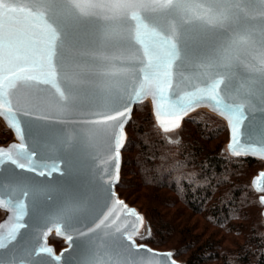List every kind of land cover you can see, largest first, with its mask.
I'll use <instances>...</instances> for the list:
<instances>
[{
    "label": "snow or ice",
    "instance_id": "1",
    "mask_svg": "<svg viewBox=\"0 0 264 264\" xmlns=\"http://www.w3.org/2000/svg\"><path fill=\"white\" fill-rule=\"evenodd\" d=\"M241 3L259 9L258 17L264 20V0H89V10L84 0H16L14 3L0 0V116L19 133L22 141L8 150L0 149V164L10 162L33 173L39 167H46L33 163L34 153L23 143L24 131L18 118L32 115L20 93L41 86L54 90L53 107L59 110H103L102 119L85 123L114 122L110 135L114 172L110 184L118 179L119 149L125 139L123 125L130 118V106L147 96L155 102L164 131L178 128L188 112L207 104L229 120L232 132L229 150L233 155L264 157V149L258 151L239 139L246 108L251 107L255 95L232 102L228 95L234 75L231 65L215 55L210 41L192 38L197 25L203 23L211 28L212 17H223L233 8H240ZM118 25L127 26V31L120 39L111 41V47L104 46L99 37L89 32V29L114 31ZM149 35L158 37V42L147 43L145 37ZM85 47L92 51H81ZM254 50L256 62L246 67L264 77V34L254 42ZM113 51L115 55L111 54ZM84 61L106 69L92 74L100 83L84 86L74 79V65ZM184 69L193 73L190 80L184 76ZM110 80H121L123 92L109 85ZM260 101L264 103V91L260 93ZM54 171H58L56 166L38 174L51 176ZM261 181L264 172L255 182L257 190L264 191ZM109 198L142 226L143 217L135 209L128 208L114 192L109 191ZM260 200L264 203V196ZM0 207L12 211L16 221L6 234L4 226H0V250H7L17 240L20 229L26 227L20 222L26 215V205L22 200L13 203L0 198ZM107 220L108 215H103L93 226L78 233V239L83 238L78 245L83 252L95 254L99 241L94 243L93 236ZM67 239L71 242L73 237ZM121 241L134 252L164 257L163 264H177L171 259V252L159 253L146 245H137L131 235L122 234ZM103 251L119 255L115 244L109 245L107 241ZM39 252L60 260L50 248L41 247ZM0 264L6 262L0 259Z\"/></svg>",
    "mask_w": 264,
    "mask_h": 264
},
{
    "label": "water",
    "instance_id": "2",
    "mask_svg": "<svg viewBox=\"0 0 264 264\" xmlns=\"http://www.w3.org/2000/svg\"><path fill=\"white\" fill-rule=\"evenodd\" d=\"M9 2L14 3L16 0H9ZM88 2L89 0H84L86 10H89ZM258 11L259 9H253L241 3L240 8H233L223 17H212L213 27L209 28L203 23L197 25V31L192 38L194 41H210L215 55L231 65L234 75L228 95L232 102H241L249 94L255 95L251 107L246 108V119L241 125L239 139L241 143L259 151L264 149V103L260 101V93L264 91V77L246 67L256 62L254 42L264 34V20L258 17ZM176 19L178 20L179 17L177 16ZM126 31L125 25L116 26L114 31L101 32L98 29H89V32L94 37H99L106 47H111V41L123 37ZM145 40L152 44L158 42V37L149 35L145 37ZM81 51L90 52L92 49L85 47ZM111 54L116 53L113 51ZM100 71H106V69L87 61L77 62L73 68V77L78 83L91 86L100 83L92 75ZM183 71L184 76L190 80L193 76L191 70ZM107 83L123 92L121 80H110ZM20 97L26 110L32 112L31 116L18 117L24 131L23 143L27 145L30 152L34 153L33 163L46 167H39L37 172L33 173L18 169L10 162L0 164V198L6 202L11 200L13 203L22 200L26 205V215L23 221H20L26 227L20 229L17 240L9 246V249L0 250V259H3L6 264H109L112 260H115L116 264H163L165 258L162 256L130 250L121 241L122 234H127L133 237L137 245H146L159 253L171 252V259L177 264H185L176 258L173 249L157 248L137 239L148 222L147 217L137 206L121 197L117 191V184L121 177L123 149L128 138L127 125L133 116L135 105L149 102L156 124L163 130L156 115L153 98L147 96L142 101L131 104L130 118L123 125L125 139L119 149L118 179L110 184L114 172L110 151V135L114 122H109L107 125L85 123L102 119L103 110H59L53 107L55 93L50 86L22 91ZM199 110L215 114L226 122L229 139L225 150L233 155L229 150L232 139L229 120L209 105L204 104L188 112L180 121V126L185 118ZM44 116L49 119H41ZM0 120L13 132V139L0 145V149L8 150L12 145L21 143L19 133L9 126L4 117L0 116ZM238 156H252L264 162V157L260 155ZM52 166H56L58 171H54L51 176L38 174L39 171L47 173ZM262 172H264V165L251 179L254 189L259 193V200L261 196H264V191L257 190L255 182ZM261 185L264 187V181H261ZM109 191L114 192L116 198L123 201L128 208L135 209L143 217L142 226L117 207L114 201L110 202ZM21 192L24 194L21 195ZM261 204L264 221V203ZM0 209L3 214L7 212L0 221V226H4L6 234L8 228L16 221L13 219L12 211L5 207ZM103 215H108V220L93 236L94 243L97 239L99 241L95 254L83 252L78 246L83 238L78 239V233L93 226V222H98V218H103ZM52 235L63 239L65 243L59 250L50 242ZM68 236L73 237L71 242L67 239ZM105 241L109 245L115 244L119 249V255L114 256L111 252H104ZM41 247L50 248L54 256L60 257V260L56 261L47 254L40 253Z\"/></svg>",
    "mask_w": 264,
    "mask_h": 264
},
{
    "label": "trees",
    "instance_id": "3",
    "mask_svg": "<svg viewBox=\"0 0 264 264\" xmlns=\"http://www.w3.org/2000/svg\"><path fill=\"white\" fill-rule=\"evenodd\" d=\"M127 132L117 191L146 215L149 244L173 249L185 264H264L263 205L251 182L264 162L224 151L222 118L199 110L173 141L143 102ZM51 241L63 245L55 235Z\"/></svg>",
    "mask_w": 264,
    "mask_h": 264
},
{
    "label": "rangeland",
    "instance_id": "4",
    "mask_svg": "<svg viewBox=\"0 0 264 264\" xmlns=\"http://www.w3.org/2000/svg\"><path fill=\"white\" fill-rule=\"evenodd\" d=\"M150 105V104H149ZM151 107V106H150ZM151 112H152V116H153V120H154V123H155V125L158 127V125L156 124V121H155V118H154V114H153V111H152V108H151ZM184 122V121H183ZM183 125V124H182ZM182 125L181 126H179L178 128H175V129H173V130H170V131H163V133L168 137V139L169 140H178L179 138H180V135H181V129H182ZM159 128V127H158ZM178 133V134H177ZM127 134H128V132H127ZM174 134V135H173ZM3 138H7V141L5 142V143H0V145H3V144H6V143H8L9 141H11L12 139H13V132L11 133V131L8 129V127H6L4 124H3V122L0 120V141L3 139ZM128 139V138H127ZM225 148H226V144H225V146H224V151L225 152H227L226 150H225ZM228 153V152H227ZM0 211H1V215H0V221H1V219L4 217V215H6V211L4 212V214H3V211L0 209ZM149 232L151 233V228H150V225H149V222H147V224H146V230L144 231V233H143V236H138L137 237V239L139 240V241H141V242H147L146 240H145V238L147 237V236H149ZM62 241H63V239H62ZM50 242L52 243V244H54L55 245V247L57 248V250H59L60 248H62L64 245H65V243H64V241H63V245L61 246V247H59L57 244H55V243H53L52 241H51V237H50ZM148 243V242H147Z\"/></svg>",
    "mask_w": 264,
    "mask_h": 264
},
{
    "label": "bare ground",
    "instance_id": "5",
    "mask_svg": "<svg viewBox=\"0 0 264 264\" xmlns=\"http://www.w3.org/2000/svg\"><path fill=\"white\" fill-rule=\"evenodd\" d=\"M178 134V133H177ZM174 135V134H173ZM146 230V225H145V227L141 230V232L139 233V235L138 236H143V233H144V231Z\"/></svg>",
    "mask_w": 264,
    "mask_h": 264
}]
</instances>
